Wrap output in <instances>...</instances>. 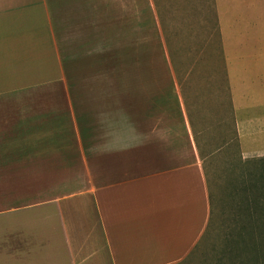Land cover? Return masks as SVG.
Listing matches in <instances>:
<instances>
[{"label": "crops", "instance_id": "0c3cea01", "mask_svg": "<svg viewBox=\"0 0 264 264\" xmlns=\"http://www.w3.org/2000/svg\"><path fill=\"white\" fill-rule=\"evenodd\" d=\"M12 1L0 2V95L40 83L60 85L68 109L46 114L42 141L56 151L57 134H72L82 163H92L94 173L76 206H69L73 194H66L44 204L5 207L8 197L0 192V264L183 261L207 228L211 200L207 156L199 155L177 80L134 78L130 66L122 95L110 92L107 111L83 127L55 41L51 3ZM228 2L238 17L220 19L235 138L242 158L264 157V0ZM86 150L92 160L86 161ZM51 160L59 161L56 155Z\"/></svg>", "mask_w": 264, "mask_h": 264}, {"label": "rangeland", "instance_id": "374dc122", "mask_svg": "<svg viewBox=\"0 0 264 264\" xmlns=\"http://www.w3.org/2000/svg\"><path fill=\"white\" fill-rule=\"evenodd\" d=\"M5 1L13 3L0 0ZM47 1L54 12L55 41L66 59V78L74 85L73 108L82 115L83 127H92L94 114L107 111L110 92L122 95L127 68L130 76L133 68L134 78L171 77L180 85L197 130L199 155L207 156L203 164L212 212L203 237L177 264H226L234 252L243 257L246 251L238 245L247 213L264 211V157L242 158L235 138L220 20L238 19L235 5L228 0ZM53 109H68L60 85L40 83L0 95V156L15 159L0 167L5 207L44 204L66 194H73L68 205L76 206L79 193L92 185V163H82L72 134H57L56 151L42 141L46 114ZM83 154L92 160V152ZM55 155L59 161L53 162ZM260 226L264 234V224ZM259 238L253 242L264 247Z\"/></svg>", "mask_w": 264, "mask_h": 264}, {"label": "trees", "instance_id": "16d2710c", "mask_svg": "<svg viewBox=\"0 0 264 264\" xmlns=\"http://www.w3.org/2000/svg\"><path fill=\"white\" fill-rule=\"evenodd\" d=\"M210 200H211V196H210ZM211 212H212V206H211ZM260 213H257L256 211L255 212L248 211L247 218L244 224L242 225L240 232L243 239H241L240 245L237 244L238 250L239 251L243 250V252L246 251V254L243 255L242 257L241 253L234 252L231 258H229L228 260L229 263L226 264H264V247H261L257 245L256 242H253L254 238H259V235L262 238H264L263 232L258 231L261 227L260 225L264 224V211L262 212L260 211ZM249 243H251V245ZM237 245H235V247H237Z\"/></svg>", "mask_w": 264, "mask_h": 264}]
</instances>
